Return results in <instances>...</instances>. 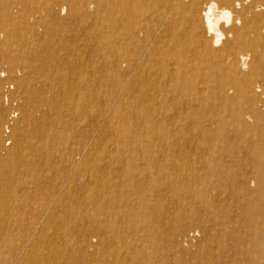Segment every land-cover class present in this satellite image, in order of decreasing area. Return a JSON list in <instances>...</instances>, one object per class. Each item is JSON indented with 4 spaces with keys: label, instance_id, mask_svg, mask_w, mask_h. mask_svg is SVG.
<instances>
[{
    "label": "rangeland",
    "instance_id": "374dc122",
    "mask_svg": "<svg viewBox=\"0 0 264 264\" xmlns=\"http://www.w3.org/2000/svg\"><path fill=\"white\" fill-rule=\"evenodd\" d=\"M79 1L56 23L46 0H0V188L10 184L4 165L16 166L0 203V264H264V189L241 182L256 153L264 158V60L246 94L219 89L230 75L206 79L189 65L159 78L158 62L138 59L142 44L134 73L117 76L110 0ZM187 49L180 57L192 64ZM192 97L205 100L189 109Z\"/></svg>",
    "mask_w": 264,
    "mask_h": 264
},
{
    "label": "bare ground",
    "instance_id": "6f19581e",
    "mask_svg": "<svg viewBox=\"0 0 264 264\" xmlns=\"http://www.w3.org/2000/svg\"><path fill=\"white\" fill-rule=\"evenodd\" d=\"M10 1L4 0L7 7H10ZM13 1L15 0H12V2ZM27 1L32 2L33 0ZM38 1L42 3V0ZM46 2L47 4L44 11L48 13V17L55 16L56 23H60L56 15H59V13L64 14V12L71 7L67 0H46ZM79 3H82V0H80ZM16 4L17 2H14L11 5L10 11L8 10L7 12L8 16L16 15L20 11L19 7H15ZM31 11L34 12H31L33 19H38L35 21V24L42 28L46 27L47 18L43 19L41 17L42 13L38 10L31 9ZM35 14H38V16H35ZM109 29L108 40L112 59L111 68L117 76L126 75L136 70L132 60V52H136L138 45L142 44L138 59L145 57L148 60L158 62L155 75L158 77L161 76L159 78H169L170 76L173 79L178 77L184 70V65H189L191 71H205L202 77L206 79L210 77L213 78L216 75L221 76L220 74L222 73L230 75V79H220L216 81L219 89L224 91L226 86L234 85L241 93L246 94L250 91L254 83V78L260 74L261 63L264 60V0H110ZM187 47H193L196 52L197 61L192 62L194 66L191 63H185V60L180 57L183 53H187ZM195 55H193L194 59ZM251 56L256 58V64L253 63L249 67V73L246 76H238L240 72L247 69V62L250 60ZM139 67H141L140 64ZM137 71V74L143 78V81L148 79L146 78L148 76L144 77L145 71H143L142 68H138ZM141 77L139 78L142 79ZM150 81L143 82L142 84L147 91L154 85L151 83L152 81ZM163 84H166L165 81ZM134 86L136 87V85ZM155 86L157 87V85ZM213 86L214 85L204 81L202 90L207 92ZM156 87H153V91ZM133 91L137 92V89ZM148 96H150V94H148ZM204 100V98L192 97L189 109L194 108L196 104H202ZM224 100H227V96H224ZM154 102L155 101H153V104L155 105ZM157 103L158 102H156V104ZM136 106L139 105L137 104ZM184 108L185 107H183V109ZM178 110L180 109L178 108ZM182 111L185 113L186 110ZM50 112L49 110L48 113ZM177 115L179 116V114ZM182 116L183 115L179 116L180 119ZM255 116L256 118L258 117V119L262 118L258 113H255ZM184 118L185 114L183 116V119ZM213 120L214 117L207 118V121L211 122L210 125L216 123ZM42 126H48V122L46 119L44 120V118H42L40 123L34 124V132L36 138H39V140L45 136V132L40 129ZM191 132L193 133L192 130ZM192 133L190 135H192ZM38 143H40V141ZM34 145H36V143L32 145V148H34ZM182 146L183 145L179 146L180 149L177 148L180 150V153L181 149H183ZM256 159L258 169L251 176L244 175L243 181L241 182L248 184L257 181L260 183L261 189H264V158L262 154L256 153ZM188 169L190 172V168ZM81 170L82 172L86 171V169L84 171L83 169ZM15 171L16 166H14V164L11 166L4 165L1 171L3 175L9 176L11 186H9L10 184L8 183L6 187L0 188V203L2 200L10 197L8 189L13 186L14 180H16ZM90 172L93 174L92 170ZM93 176L95 175L93 174ZM93 176L91 175V177ZM91 181L94 182V179ZM231 182L232 184H236L235 180ZM212 189L217 190L218 186L213 183ZM220 191H222L221 188ZM83 193L84 192L81 194ZM26 195L27 194H25V196ZM236 195H238V192H230L231 198H234ZM11 196H13V193ZM259 198L264 202V195H261ZM219 200L220 199H218V202ZM220 202L222 201L220 200ZM228 203L229 202H227V204ZM221 208L223 207L221 206ZM222 210L224 211V208ZM0 226V228H2V225ZM23 263H25V261H23Z\"/></svg>",
    "mask_w": 264,
    "mask_h": 264
},
{
    "label": "built area",
    "instance_id": "2783aa9c",
    "mask_svg": "<svg viewBox=\"0 0 264 264\" xmlns=\"http://www.w3.org/2000/svg\"><path fill=\"white\" fill-rule=\"evenodd\" d=\"M5 99L6 100H8V97L7 96H5ZM15 103V102H14ZM17 115V111H14V116H16ZM6 131H8V127L6 128ZM9 142V141H8Z\"/></svg>",
    "mask_w": 264,
    "mask_h": 264
}]
</instances>
